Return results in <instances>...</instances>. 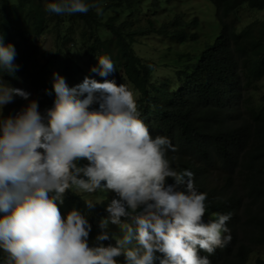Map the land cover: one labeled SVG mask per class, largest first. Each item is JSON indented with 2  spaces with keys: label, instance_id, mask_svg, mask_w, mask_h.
<instances>
[{
  "label": "clouds",
  "instance_id": "9594fccd",
  "mask_svg": "<svg viewBox=\"0 0 264 264\" xmlns=\"http://www.w3.org/2000/svg\"><path fill=\"white\" fill-rule=\"evenodd\" d=\"M91 10L102 14L95 0H55L45 8L56 15ZM213 31L217 35L220 28ZM16 55L14 45H5L0 34V72L15 76L20 67ZM116 71L110 57H99L91 72L103 80L85 77L75 87L54 72V105H45L53 107L43 113V106L30 100L33 88L24 76L16 84L0 77V264H118L119 257L125 264H211L208 257L231 242V214L214 213L205 222L207 193L198 191L191 171L173 167L175 157L169 152L177 144L155 134L144 116L155 109L154 101L143 106L128 87L135 85L117 84L114 75L107 79ZM49 88L46 93L52 95L50 83ZM16 97L29 103L4 118L3 108ZM94 104L99 110H91ZM240 113V108L225 110L222 120L205 130L206 153L199 154L235 145L228 130L238 124ZM68 192L80 196L85 208L73 209L65 219L58 204ZM107 192L116 197L107 204L108 218L92 226L88 217L101 197L94 202L85 194ZM91 232L97 239L92 247Z\"/></svg>",
  "mask_w": 264,
  "mask_h": 264
},
{
  "label": "trees",
  "instance_id": "16d2710c",
  "mask_svg": "<svg viewBox=\"0 0 264 264\" xmlns=\"http://www.w3.org/2000/svg\"><path fill=\"white\" fill-rule=\"evenodd\" d=\"M146 1L95 0L99 6L106 5L101 15L107 17V24L95 10L67 16L70 21L80 22L83 26L80 39L83 54L97 59L108 56L114 62L117 71L107 79L112 80L113 75L118 79L126 76L130 84L138 87L140 104L154 101L155 109L144 116L155 134L166 136L173 145L177 144L176 151L169 152V157H175L173 167L191 171L198 191L207 193L205 222L214 218V213L231 214L227 226L232 240L227 247L217 249L208 257L211 264H250L252 253L264 245V19L260 24L243 26L238 12L242 9L264 11V0H208L216 21L214 27L220 28L217 37L213 35L209 40L215 28L210 27L208 22L199 17L187 22L171 8L167 17L172 14L174 17L170 23L159 25V29H153L150 20L141 25ZM165 1L170 0H154V10L163 6ZM51 2L55 0H0V34L4 35L5 45H14L17 53L14 63L20 66L14 77L2 72L0 77L7 83L16 84L24 76L33 88L29 91L30 98L38 101L39 106L54 105L55 100V93H46V90L50 91L47 78L50 59L44 63L40 61L34 41V37L45 33L49 20L56 17V24L61 21L62 15L45 11L46 5ZM134 19L137 20V28L132 30ZM201 21L208 24V32L202 28L204 23ZM155 22L158 23V19ZM103 24L108 26L112 36L107 37L97 31ZM189 28L195 31L191 29L188 32ZM197 28L205 32L207 40L195 54L180 55L179 58L186 59L187 63L177 71L181 80L178 88L171 91L170 81H164L162 86L153 84L151 64L143 61L135 47L140 42L139 37L156 32L181 44L187 39L198 40ZM40 56L44 57L43 54ZM72 65V59L67 58L63 74L71 82L81 84L84 80L75 78ZM24 101L16 97L13 103L3 108V117L15 116ZM159 102L164 103L160 106ZM232 108L241 110L238 124L228 130L237 143L225 152L215 151L205 156L199 154L201 146L208 142L205 130L214 122H220L224 111ZM91 110H99V104H94ZM189 144L195 145L198 157L181 156L183 146ZM203 153H206L205 149ZM84 163L87 162H81L82 165ZM237 174L239 185L234 183ZM239 186L246 189L249 197L244 205L239 204L236 197L244 192L238 191ZM229 190L232 192L229 193ZM107 193L106 199L104 197L88 217L92 226L96 221L100 223L101 219L108 218L107 204L116 197L114 192ZM58 206L65 219L73 209L82 211L85 208L82 198L70 192L63 204ZM240 209H243L242 218L238 213ZM111 228L112 224H109L110 236ZM95 240L91 232L90 247ZM161 255L157 253V256ZM200 255L207 253L201 251ZM2 257L3 253H0V263ZM256 262L264 264L261 257ZM118 264H125L124 258L119 257Z\"/></svg>",
  "mask_w": 264,
  "mask_h": 264
},
{
  "label": "rangeland",
  "instance_id": "374dc122",
  "mask_svg": "<svg viewBox=\"0 0 264 264\" xmlns=\"http://www.w3.org/2000/svg\"><path fill=\"white\" fill-rule=\"evenodd\" d=\"M154 0H147V7L144 9L143 14H141V25H144L148 20L151 21L153 25V29H159V25L168 24L171 22V19L174 17V14L169 15L168 10L175 9L180 13L181 17L188 18L189 15H194L199 18L204 16L205 20L208 22L210 27L215 28L216 25L215 18L213 16V9L208 0H170L169 2H164L163 6L154 10L152 6V2ZM150 7L148 8V6ZM103 4L100 6L101 8L105 7ZM238 16L242 17L243 26L247 23L253 22L256 19H259L264 16V12L254 13V12H238ZM100 18L103 23L107 24V17L100 14ZM155 19H158V23L155 22ZM57 18L49 20L47 23V29L44 34H41L38 37H34V41L36 43L37 49L40 55H44L41 57L39 55L40 61L44 63L45 60L50 59L48 63V68L50 73L48 75L49 83L52 87L51 91H53V73L57 72L61 76H63L69 87H75L76 83L71 82L68 78H66L63 74V66L66 62L67 58L72 59V67L73 74L76 79L85 77H89L101 82L103 79L99 75L92 73L91 68L94 66H98V59L96 57H90L86 54H83L81 51V38L83 34V27L80 22L74 23V21H70L67 15H62L61 21L59 24H56ZM136 19L132 20V30L137 28ZM203 24L204 22L201 21ZM208 24H203L202 28L208 32L209 26ZM172 28V27H171ZM193 31L194 28H189ZM219 31V27L215 28ZM97 31L107 37L112 36L111 31H109L108 26L103 24L100 26ZM197 33L199 39L196 41H192L187 39L185 42L181 44H177L174 40H167L163 38L158 33L154 32L151 34H147L145 36L139 37L140 42L136 44V50L142 57L143 61L151 64V82L155 85L162 86L164 81H170V85L173 90L178 88L181 80L177 74V71L182 68V66L187 63L186 59H180V55L185 54H195L197 50L203 48L204 42L207 40L206 34L203 30L197 28ZM111 33V34H110ZM215 31H211L208 40L214 35ZM110 34V35H109ZM218 35V32H217ZM216 35V37H217ZM216 37L214 40H216ZM156 62V63H154ZM42 63V64H43ZM164 64L166 66L164 67ZM45 65H47L45 63ZM117 84L125 83L128 85V81L126 76H122L121 79H115ZM264 82V80H263ZM12 86V85H11ZM13 87V86H12ZM128 87L133 90L137 95V100L140 96V91L136 86V89L132 85H128ZM30 100H33L30 98ZM29 101H25L18 112L21 111L22 108L26 107ZM143 106H145V102H142ZM140 104V102H139ZM53 106H43L39 107V110L43 113L45 109L51 108ZM206 144L201 147V151L205 149ZM184 151L182 153V157H198V154L195 152V147L192 146H184ZM234 183L239 185L240 178L238 174L234 176ZM238 191H244L241 193L240 197L236 195L238 198L239 204L244 205V202L249 199L247 191L244 187L239 186ZM229 193L232 190L228 191ZM99 195L101 200L107 196V193H97V194H85L86 199H93L95 202V197ZM106 199V197L104 198ZM240 215L243 214L242 209L239 211ZM244 219V218H243ZM261 257L264 260V247L257 249L252 253L250 257V264H257L256 259Z\"/></svg>",
  "mask_w": 264,
  "mask_h": 264
}]
</instances>
